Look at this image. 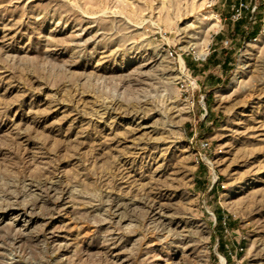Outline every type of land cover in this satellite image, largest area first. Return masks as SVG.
Returning <instances> with one entry per match:
<instances>
[{"label":"rangeland","instance_id":"obj_1","mask_svg":"<svg viewBox=\"0 0 264 264\" xmlns=\"http://www.w3.org/2000/svg\"><path fill=\"white\" fill-rule=\"evenodd\" d=\"M263 91L264 0H0V264H264Z\"/></svg>","mask_w":264,"mask_h":264},{"label":"built area","instance_id":"obj_2","mask_svg":"<svg viewBox=\"0 0 264 264\" xmlns=\"http://www.w3.org/2000/svg\"><path fill=\"white\" fill-rule=\"evenodd\" d=\"M244 9L248 10V6L244 3H241V2L238 3V5L236 7L232 8L233 13H232L231 17L236 21L239 20L242 17L241 15H242V11ZM253 9L254 8H252L251 11ZM227 43H228V41L225 40L224 44L226 45ZM175 54H176L175 52H172V51L169 52L170 57H174ZM205 56L206 55H204V57L201 59L199 57H196L195 59L196 60H204ZM178 58H181V54L178 55ZM179 89H180L181 93L183 94L184 98L190 102L191 106H193V102H194L193 93L197 89L196 80H194L190 75L183 76V78L180 79V81H179ZM196 103H198V105H199L200 116L205 119L207 117V111H206V107H205V103H204V95L203 94L197 95ZM207 147H208V143L201 140L199 143V149H205ZM222 223L225 224V221H223ZM224 264H225V259H224Z\"/></svg>","mask_w":264,"mask_h":264},{"label":"crops","instance_id":"obj_3","mask_svg":"<svg viewBox=\"0 0 264 264\" xmlns=\"http://www.w3.org/2000/svg\"><path fill=\"white\" fill-rule=\"evenodd\" d=\"M253 29V28H252ZM252 31V30H251ZM241 32H242V30H241ZM240 32V33H241ZM247 31H244V35H247ZM251 33V32H250ZM225 60H227V58L226 57H224L222 60H220V61H216L215 63H214V65H213V69H219L220 70V72H221V74L220 75H218V77H216V83H215V85H218V83L219 82H221V81H223L224 80V78L222 77L223 76V72H224V69L226 68V61ZM199 64H196L195 66H198ZM193 71H195L194 69H192ZM199 71H201V73H205V72H211V70H209V67H208V65H207V69H206V71L205 70H201V69H197V72H199ZM225 73V72H224Z\"/></svg>","mask_w":264,"mask_h":264},{"label":"trees","instance_id":"obj_4","mask_svg":"<svg viewBox=\"0 0 264 264\" xmlns=\"http://www.w3.org/2000/svg\"><path fill=\"white\" fill-rule=\"evenodd\" d=\"M243 20H244L243 17H241L239 20H237V24H238V29H237V31H238L239 33L241 32L240 26L242 25ZM256 31H257V28L255 27V28L252 29L251 34H252V35L255 34ZM217 219H218L219 223H221V216H220V215L217 216ZM218 248H220V250L223 252V249H224L223 244H221V245L218 244Z\"/></svg>","mask_w":264,"mask_h":264},{"label":"bare ground","instance_id":"obj_5","mask_svg":"<svg viewBox=\"0 0 264 264\" xmlns=\"http://www.w3.org/2000/svg\"><path fill=\"white\" fill-rule=\"evenodd\" d=\"M209 13H210V12H209ZM214 17H216V16H214ZM206 18H207V17H206ZM213 19H214L213 17H211V18L209 17V18H208V20H213ZM217 20H218V19H217ZM217 20H215V22H216ZM216 26H217V25H216ZM179 64H180V72L183 73V72L185 71V66H184V64H183V60H182L181 58H179ZM263 92H264V91H263ZM263 92H262V93H263ZM257 121H258V120H257ZM132 126H133V125H132ZM138 126H139V125H138ZM138 126H137V127H138ZM261 126H262V124H261ZM140 127H141V126H140ZM146 127H147V126H146ZM148 127H149V126H148ZM142 128H143V127H142ZM239 128H240V127H239ZM242 132H243V131H242ZM261 134H263V133H261ZM259 135H260V134H259ZM248 139H249V138H248ZM221 262H222V264H223L224 259H222Z\"/></svg>","mask_w":264,"mask_h":264}]
</instances>
